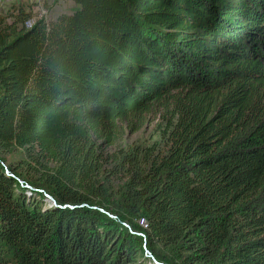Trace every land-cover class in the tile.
<instances>
[{"label": "trees", "instance_id": "trees-1", "mask_svg": "<svg viewBox=\"0 0 264 264\" xmlns=\"http://www.w3.org/2000/svg\"><path fill=\"white\" fill-rule=\"evenodd\" d=\"M71 2L0 14V264H264V0ZM165 98L163 147L102 170Z\"/></svg>", "mask_w": 264, "mask_h": 264}, {"label": "rangeland", "instance_id": "rangeland-1", "mask_svg": "<svg viewBox=\"0 0 264 264\" xmlns=\"http://www.w3.org/2000/svg\"><path fill=\"white\" fill-rule=\"evenodd\" d=\"M24 4H8L7 9L0 14H6L12 11L11 7L22 6L27 12H31L33 22L35 19H46L50 21L59 14L69 13L73 7L71 0H25ZM11 8V9H10ZM171 99L165 98L142 111L127 115L117 121L116 133L113 141L107 142L103 139L96 140L99 146L98 152L102 170L108 171L116 161L119 151L131 144H151L154 141L159 143V128L165 123L171 109ZM6 165H12L15 168L22 167L23 171L31 172L37 176L43 170V167L36 161V156H29L24 150L15 149L3 154ZM39 160V159H38ZM37 160V161H38ZM43 165H45L43 163ZM48 202V201H47ZM147 255L149 253L146 252ZM150 256V255H149Z\"/></svg>", "mask_w": 264, "mask_h": 264}, {"label": "crops", "instance_id": "crops-1", "mask_svg": "<svg viewBox=\"0 0 264 264\" xmlns=\"http://www.w3.org/2000/svg\"><path fill=\"white\" fill-rule=\"evenodd\" d=\"M23 1L25 0H10L8 3H5L3 0H0V13L7 9L8 4H24Z\"/></svg>", "mask_w": 264, "mask_h": 264}, {"label": "built area", "instance_id": "built-area-1", "mask_svg": "<svg viewBox=\"0 0 264 264\" xmlns=\"http://www.w3.org/2000/svg\"><path fill=\"white\" fill-rule=\"evenodd\" d=\"M5 3H8L10 0H3ZM33 25V21L29 20L25 23L26 28H30Z\"/></svg>", "mask_w": 264, "mask_h": 264}]
</instances>
